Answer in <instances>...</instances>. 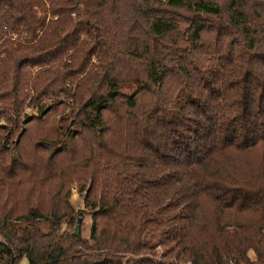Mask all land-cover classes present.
I'll use <instances>...</instances> for the list:
<instances>
[{
    "label": "trees",
    "instance_id": "trees-1",
    "mask_svg": "<svg viewBox=\"0 0 264 264\" xmlns=\"http://www.w3.org/2000/svg\"><path fill=\"white\" fill-rule=\"evenodd\" d=\"M0 122V264H264V0H0Z\"/></svg>",
    "mask_w": 264,
    "mask_h": 264
},
{
    "label": "rangeland",
    "instance_id": "rangeland-1",
    "mask_svg": "<svg viewBox=\"0 0 264 264\" xmlns=\"http://www.w3.org/2000/svg\"><path fill=\"white\" fill-rule=\"evenodd\" d=\"M92 63L95 62V59H92L91 61ZM72 90H74V85L71 86ZM32 93V92H31ZM31 112H35V109L33 106L29 105V100H27L24 104L23 107V115H28L31 114ZM1 124V122H0ZM84 191L82 193H80L78 191V185L77 184H73L70 188V203L71 205L74 207V209L76 211L78 210H82L83 208V195H84ZM88 226H89V222L86 220L83 224V227L81 230H83L82 234L84 236L87 235L88 233ZM75 228V218L71 217L70 221L68 222L67 225H65L62 230H73ZM2 240V239H1ZM19 264H27V260L24 258L22 259Z\"/></svg>",
    "mask_w": 264,
    "mask_h": 264
},
{
    "label": "water",
    "instance_id": "water-1",
    "mask_svg": "<svg viewBox=\"0 0 264 264\" xmlns=\"http://www.w3.org/2000/svg\"><path fill=\"white\" fill-rule=\"evenodd\" d=\"M79 223H80V220H77V225L75 227V231H74V234H78L79 233Z\"/></svg>",
    "mask_w": 264,
    "mask_h": 264
}]
</instances>
